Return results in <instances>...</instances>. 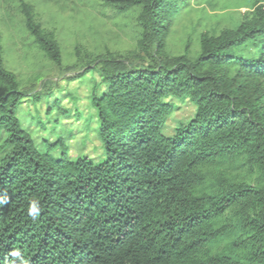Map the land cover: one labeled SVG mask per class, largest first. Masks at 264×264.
I'll return each mask as SVG.
<instances>
[{"label": "trees", "instance_id": "obj_1", "mask_svg": "<svg viewBox=\"0 0 264 264\" xmlns=\"http://www.w3.org/2000/svg\"><path fill=\"white\" fill-rule=\"evenodd\" d=\"M112 2L120 13L141 8L142 36L159 50L188 4ZM249 3L237 27L201 34L195 59H97L99 160L69 159L62 137L39 148L18 117L24 94L0 45V264H264V0ZM20 10L60 65L53 33L30 3L20 0ZM244 46L249 53L236 52ZM183 101L193 115L168 134ZM229 159L255 179L208 182L203 168ZM229 214L233 225L222 222Z\"/></svg>", "mask_w": 264, "mask_h": 264}, {"label": "rangeland", "instance_id": "obj_2", "mask_svg": "<svg viewBox=\"0 0 264 264\" xmlns=\"http://www.w3.org/2000/svg\"><path fill=\"white\" fill-rule=\"evenodd\" d=\"M33 6L36 20L52 32L61 50V64L50 61L25 28L20 0H0V45L3 63L18 80L24 97L18 117L41 150L62 137L71 160L103 157L91 92L102 89V77L94 66L98 58H114L129 66L160 63L179 55L195 59L202 33L217 35L237 27L251 10L249 0H188L174 17L163 50L142 36L140 7L118 12L112 0H23ZM250 47L236 49L249 53ZM166 121L171 134L179 122L194 112L189 101ZM2 134V133H0ZM59 154V148L53 150ZM208 182L220 175L233 180L255 179V172L237 159L203 168ZM234 224L229 214L224 221Z\"/></svg>", "mask_w": 264, "mask_h": 264}, {"label": "clouds", "instance_id": "obj_3", "mask_svg": "<svg viewBox=\"0 0 264 264\" xmlns=\"http://www.w3.org/2000/svg\"><path fill=\"white\" fill-rule=\"evenodd\" d=\"M34 207H35V205H34V204L30 205V207H29V212H32V211H33V209H34Z\"/></svg>", "mask_w": 264, "mask_h": 264}]
</instances>
